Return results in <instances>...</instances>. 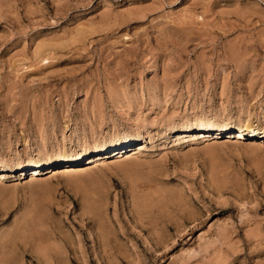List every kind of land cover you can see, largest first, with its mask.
I'll return each instance as SVG.
<instances>
[{"label":"rangeland","instance_id":"rangeland-1","mask_svg":"<svg viewBox=\"0 0 264 264\" xmlns=\"http://www.w3.org/2000/svg\"><path fill=\"white\" fill-rule=\"evenodd\" d=\"M0 264H264V0H0Z\"/></svg>","mask_w":264,"mask_h":264},{"label":"bare ground","instance_id":"bare-ground-1","mask_svg":"<svg viewBox=\"0 0 264 264\" xmlns=\"http://www.w3.org/2000/svg\"><path fill=\"white\" fill-rule=\"evenodd\" d=\"M205 136V135H204ZM242 136V134L240 133V132H238V137H241ZM5 174V173H4Z\"/></svg>","mask_w":264,"mask_h":264}]
</instances>
